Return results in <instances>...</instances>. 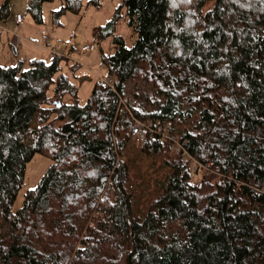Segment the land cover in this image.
<instances>
[{
  "label": "trees",
  "instance_id": "16d2710c",
  "mask_svg": "<svg viewBox=\"0 0 264 264\" xmlns=\"http://www.w3.org/2000/svg\"><path fill=\"white\" fill-rule=\"evenodd\" d=\"M45 1H28L37 22ZM187 1L123 0L98 31L113 86L85 102L60 56L0 66V264H264V0ZM129 81L152 95L123 99ZM135 119L153 128L140 147ZM36 152L51 163L13 210Z\"/></svg>",
  "mask_w": 264,
  "mask_h": 264
},
{
  "label": "rangeland",
  "instance_id": "374dc122",
  "mask_svg": "<svg viewBox=\"0 0 264 264\" xmlns=\"http://www.w3.org/2000/svg\"><path fill=\"white\" fill-rule=\"evenodd\" d=\"M8 1L9 15L0 20V66H13L19 60L23 68L28 67V63L34 59L49 62L52 59L49 49L55 48L59 51L61 57V73L77 87L76 98L80 102H85L93 85L97 82V76L106 77L108 75L106 66L102 63V55L114 51L111 37L101 39L98 36V31L101 26L112 18L115 9L123 0H76L71 10L62 9L64 0L45 1L42 4L41 20L39 22L35 21L32 15L27 12L29 0ZM177 1L184 4V8L190 9L192 2L187 0ZM210 5L211 3H208L203 10ZM17 13L23 15L24 21L17 34L20 44L19 46H13L12 31L15 27L14 16ZM124 13L123 9L122 16L116 24L115 34L122 36L126 45H131L136 38V34L128 27L127 17ZM42 35H45L47 39H42ZM85 43L94 44L95 50L86 55L80 53L79 49ZM62 51H64L63 54ZM144 90H149L151 92L149 95L153 93L150 88L141 83L129 81L126 83L127 94L123 99L127 97L130 99L133 97L138 98ZM134 92L138 95L134 96ZM69 100V96L64 97V101L68 102ZM143 106L145 105L143 104ZM20 118L18 121L21 124L26 123L29 119L31 125L36 123L32 111L23 114ZM57 125L60 126L61 124L58 123ZM133 142L135 141L130 138L129 145L130 143L133 145ZM167 155H175L171 145L168 147ZM124 159L125 157L121 158V160ZM50 163L51 158L48 155L36 152L26 164L22 186L12 204L13 210H16L22 204L26 190L37 185ZM147 165L152 167L150 163ZM200 174L201 172L197 176L192 174L191 180L197 179Z\"/></svg>",
  "mask_w": 264,
  "mask_h": 264
},
{
  "label": "built area",
  "instance_id": "2783aa9c",
  "mask_svg": "<svg viewBox=\"0 0 264 264\" xmlns=\"http://www.w3.org/2000/svg\"><path fill=\"white\" fill-rule=\"evenodd\" d=\"M23 20L24 19H23L22 14H20V13L15 14L14 23H15L16 28L14 31H12L14 42H15L14 46L19 45V39L17 38V32H18L17 28L19 26H21V24L23 23ZM42 39L46 40L47 37L45 35H43ZM93 50H95L94 44H86L85 43V45H83L79 49V52L86 55L87 53H90ZM49 52L51 54V57L60 56L59 51L55 50V48H50ZM63 53H64V51H62V54ZM97 82H99V83L101 82V84L106 85V86H110V87L113 86V78L109 75H107L106 77L97 76ZM152 131H153V128L151 126V121H149V120L142 121V120L135 119L134 123L131 127L130 138H131V140L135 141L134 143L136 146H141L146 141L147 137L150 135V133ZM157 131H159V134H160L162 139L167 137L164 130H162L159 126L157 128ZM180 147H181V145H179L177 142L175 144L171 145V149L174 151V153L178 154V155L180 154L184 164L188 165L191 174L195 170L204 168V167H202L201 163H199L197 160H195L191 156L186 155L185 152L180 153Z\"/></svg>",
  "mask_w": 264,
  "mask_h": 264
},
{
  "label": "crops",
  "instance_id": "0c3cea01",
  "mask_svg": "<svg viewBox=\"0 0 264 264\" xmlns=\"http://www.w3.org/2000/svg\"><path fill=\"white\" fill-rule=\"evenodd\" d=\"M2 1H3V0H0L1 3H2ZM1 3H0V4H1ZM23 21H24V20H23ZM14 24H15V23H14ZM21 25H22V24H21ZM19 27H20V26H19ZM19 27L17 28V31H19ZM15 28H16V27H14L13 31L15 30ZM17 34H18V32H17ZM42 36H43V35H42ZM12 43H13V46H14V39H13ZM19 44H20V43H19ZM18 46H19V45H18ZM49 50H50V49H49ZM47 52H48V49H47Z\"/></svg>",
  "mask_w": 264,
  "mask_h": 264
},
{
  "label": "water",
  "instance_id": "95a60500",
  "mask_svg": "<svg viewBox=\"0 0 264 264\" xmlns=\"http://www.w3.org/2000/svg\"><path fill=\"white\" fill-rule=\"evenodd\" d=\"M58 106H59V103H58Z\"/></svg>",
  "mask_w": 264,
  "mask_h": 264
}]
</instances>
